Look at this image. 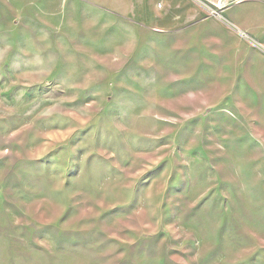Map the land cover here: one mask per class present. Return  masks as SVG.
I'll return each instance as SVG.
<instances>
[{
    "label": "rangeland",
    "instance_id": "1",
    "mask_svg": "<svg viewBox=\"0 0 264 264\" xmlns=\"http://www.w3.org/2000/svg\"><path fill=\"white\" fill-rule=\"evenodd\" d=\"M98 3L0 0V264H264L251 5Z\"/></svg>",
    "mask_w": 264,
    "mask_h": 264
},
{
    "label": "crops",
    "instance_id": "2",
    "mask_svg": "<svg viewBox=\"0 0 264 264\" xmlns=\"http://www.w3.org/2000/svg\"><path fill=\"white\" fill-rule=\"evenodd\" d=\"M118 1V0H117ZM74 2H79L81 4H85L88 5L89 7H96L99 6V0H74ZM129 2L131 3V0H129ZM248 5L250 4L252 7V11H251V17L250 20H248L245 16H242L240 21L244 22V21H250L251 22V29H264V1H259V0H248L245 3L241 4L242 5ZM238 7V6H237ZM236 7V9H237ZM237 12V11H236ZM253 32V31H252ZM258 34V32H257ZM264 37V31H260L258 37V40L260 41L261 38ZM254 38V37H253ZM261 43H264L263 41H260Z\"/></svg>",
    "mask_w": 264,
    "mask_h": 264
},
{
    "label": "built area",
    "instance_id": "3",
    "mask_svg": "<svg viewBox=\"0 0 264 264\" xmlns=\"http://www.w3.org/2000/svg\"><path fill=\"white\" fill-rule=\"evenodd\" d=\"M190 1L199 4L200 6H202V8H205L208 11V13H210L211 15L220 17L222 11L227 9L229 6L246 2L248 0H190ZM157 6L161 7L162 4L158 3Z\"/></svg>",
    "mask_w": 264,
    "mask_h": 264
}]
</instances>
